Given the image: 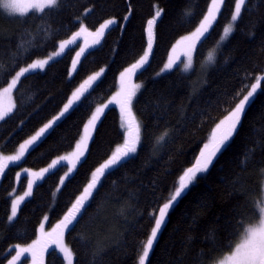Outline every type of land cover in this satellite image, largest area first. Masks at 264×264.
<instances>
[{
    "label": "trees",
    "instance_id": "1",
    "mask_svg": "<svg viewBox=\"0 0 264 264\" xmlns=\"http://www.w3.org/2000/svg\"><path fill=\"white\" fill-rule=\"evenodd\" d=\"M210 3L211 0H61L59 7L42 14L31 11L7 16L0 10V92L19 67L58 51L60 42L80 33L56 62L17 83L15 107L0 121V154L15 155L19 144L57 116L89 76L105 70L98 81L86 86L87 91L76 102L80 106L70 110L34 151L2 173L0 264H8L16 255L13 249L17 245L28 247L48 234L54 240V229L83 194L91 173L123 144L120 107L109 105L85 156L64 185L60 186V179L68 167L58 166L55 174L46 173L33 185L31 197L21 203L14 222L7 221L12 199L27 191L23 169L38 172L75 149L94 110L118 88L119 75L147 49L148 20L162 9L153 26L149 63L134 76L142 86L133 109L142 125L138 151L122 166L106 172L98 190L86 202L83 215L65 229L66 242L63 238L74 254V264H138L154 226L150 213L158 212L178 186L179 177L195 164L214 126L245 94L242 89L264 74V0H247L235 31L217 49L214 62H208V54L217 45L234 10V0H225L210 35L206 34L207 39L203 37V43L197 45L192 71L186 73L179 65L157 75L171 48L196 29ZM186 11L192 16H185ZM110 18L116 23L105 30L97 46L85 53L70 78L77 51L95 44L88 46V40H96L94 34ZM238 92L241 96L236 95ZM165 132L164 139L157 142ZM262 169L264 81L231 141L214 158L208 172L170 209L146 264H215L230 253L249 222H258L257 204L264 199ZM17 173L21 174L19 179ZM46 217L42 232L40 225ZM45 256V264H65L55 243L47 245L41 264ZM30 259L25 253L17 264H28Z\"/></svg>",
    "mask_w": 264,
    "mask_h": 264
},
{
    "label": "snow or ice",
    "instance_id": "2",
    "mask_svg": "<svg viewBox=\"0 0 264 264\" xmlns=\"http://www.w3.org/2000/svg\"><path fill=\"white\" fill-rule=\"evenodd\" d=\"M225 0H211L210 6L207 9V14L203 16L202 20L199 21V26L196 27L192 35L184 37L185 41H190L187 45V51L185 53L187 57V62L183 63L182 71L188 72L193 67V52L196 48V42L201 40V37L207 39L206 34L210 35V29H212L214 22L217 20L218 14L224 5ZM247 0H234V10L230 17V22L223 28L222 35L218 41V45L226 41L231 34L235 31V24L242 15V11L245 10ZM61 5V0H32V3L28 7L35 9L39 13H44L48 9H56ZM0 10L7 16H13L14 14L23 15L25 9L21 8L19 0H0ZM162 9H157L155 15L152 19L148 20L147 27V49L140 56L139 60L134 63L131 68L122 72L121 80L123 82L126 75H131L135 70H144L149 63V58L153 47V26L156 24L157 19L161 16ZM185 16L191 17L192 13L186 11ZM127 17H125V20ZM191 22V20H189ZM116 23L114 18L106 20L100 25L97 32L94 34L97 39L94 43H100V37H103L105 30L109 29L111 25ZM81 31L85 29L81 28ZM80 33H76L70 40H64L59 43V50L53 51L46 58H37L31 63H27L26 66L19 67L18 71H15V76L12 78L11 83L7 88L4 89L5 93H10L13 89L17 87V83L21 81L22 78H27L35 73L36 70H44L46 65L50 62H56L58 58L65 53L66 49H70V46L74 45L75 37L79 36ZM27 51V50H25ZM85 50L80 49L76 53V57L72 61V69L69 72V77H72V73L77 71V65L80 61V57L84 55ZM209 63L214 62V58L209 56ZM175 61L170 58L169 62L164 65L163 71L171 70ZM104 69L96 72L95 75L89 76L87 80L84 81L73 93L72 98L68 100L63 106V110L54 116L51 120L45 123L38 131L35 132L30 138L19 144V150L15 155L10 156H0V174H2L5 169L9 168L10 165H15L21 162L25 158L26 153L34 151L35 147L39 146V143L43 142L46 135L50 133V130L54 129L62 118L70 112V110H75L76 107L80 106L76 102L81 100V96L87 91L86 86H91L92 82L98 81V79L104 73ZM162 73H157L160 75ZM262 81H264V74L257 75L254 78V82L250 86H245L242 89V98H239L235 106L231 108L228 115L225 116L218 124H216L215 129L212 132L211 138L208 143H205L201 149L195 164L192 167L187 168L183 174L179 177L178 186L175 187L174 191L170 194L169 198L162 206H159L158 212L150 213L154 220V226L151 227L150 235L148 236L146 242L143 244L142 252L139 254L138 264H146L149 258L150 252L154 247V243L157 241L158 234L160 233L162 226L166 222V218L170 209L173 207L178 198L181 197L182 193L196 180L198 174L206 172L210 165H212L214 158L217 154L221 152L222 148L227 144V142L233 137L238 126L241 124L242 118L246 112L247 107L252 103L258 90L262 87ZM141 87L137 85L136 88ZM136 95L135 91H129L127 93H118L120 96L119 100L122 124L121 127L123 131V144L117 147L111 156L99 167L91 173V180L84 188V192L80 195L75 202L72 204L71 208L68 210L67 214L61 220L60 224L57 225L56 238L52 240L59 247L60 252L64 254V259L67 264H73V252L70 248L64 246L63 237L65 229H69L70 226L74 225V222L78 221V218L83 215L85 210L86 202L89 198L93 196V192L98 190V185L101 183V178L105 176L106 172L110 171L114 167L122 166L124 162L130 159L137 153L138 145L141 140V127L136 120V117L132 112V101L133 97ZM241 96V92L236 94ZM111 103V102H110ZM15 105H9L7 107L0 106V121H4L6 117L12 112ZM108 107L105 105V108ZM104 108H96L95 112L92 113L91 118L88 120L87 124L84 126L83 135L79 143L76 144V151H74L71 156H62L57 160H53L52 163L47 167L43 168L38 172H32L29 169H24L27 178V191L23 195H18L11 201V212L7 216V221L11 224L17 218L18 210L21 207V203L25 201L26 197H31L33 185L36 184L38 180H42L45 174H55V171L60 167H68V172L65 173L60 179V184L64 185L65 178L70 177L73 169L76 168L77 164L81 162V158L85 156L88 150L89 141L92 139L93 131L96 128L97 121H99ZM167 135L165 132L163 135L158 137L157 142H160ZM3 151V149H0ZM66 161L67 164H62ZM264 171V169H262ZM20 173H17V179L20 178ZM60 189H57L59 192ZM55 195V193H54ZM258 222H249V225L243 230V238L235 246L234 251L227 257H225L220 264H264V199H261L258 204ZM43 224L40 225L41 231L43 232ZM58 230V231H57ZM51 236V234H48ZM40 241H34L33 244L28 247L16 246V255L8 262V264H17V261L25 254L31 253L33 264H37V245ZM47 247V244L44 245ZM43 250V249H41Z\"/></svg>",
    "mask_w": 264,
    "mask_h": 264
},
{
    "label": "rangeland",
    "instance_id": "3",
    "mask_svg": "<svg viewBox=\"0 0 264 264\" xmlns=\"http://www.w3.org/2000/svg\"><path fill=\"white\" fill-rule=\"evenodd\" d=\"M32 3V0H19V4H20V6H21V8H23V9H25V12H24V14L23 15H25V14H27V13H29V12H31V11H36L35 9H32V8H30V7H28V5H30ZM207 14V13H206ZM22 16L21 14H19V13H17V14H14L13 16ZM199 26V25H198ZM197 26V27H198ZM195 31V30H194ZM194 31H192L191 33H189V34H187V35H185V36H183V37H181L175 44H174V46L171 48V51H170V54H169V57H168V59H167V61H166V63L165 64H167L168 62H169V59L170 58H172L174 61H175V63L173 64V68L171 69V70H173L175 67H177V66H181V68L183 69V63H186L187 62V57H186V55H185V53H186V51H187V45L190 43V41H185L184 40V37H186V36H191L192 35V33L194 32ZM102 38L103 37H101L100 38V42H101V40H102ZM202 38L203 37H201V40H202ZM94 39L93 38H90L89 40H88V46L89 45H92L93 43H94ZM199 42L200 41H197L196 42V48H197V45L199 44ZM225 42V41H224ZM223 42V43H224ZM222 43V44H223ZM222 44H219L218 45V43H217V45L209 52V54H208V58H209V56H211V57H214V54H216V51H217V49L222 45ZM98 44H93L92 46H90V47H81V48H83L84 50H85V52H84V55H85V53L88 51V50H90L91 48H93V47H95V46H97ZM80 48V49H81ZM196 48H195V50H194V52H193V66H194V60H195V52H196ZM80 49L77 51V52H79L80 51ZM83 55V56H84ZM83 56H81L80 57V61H79V63H78V65H77V68H78V66H79V64H80V62H81V60H82V58H83ZM47 57V56H46ZM46 57H44V58H46ZM75 57H76V55H75ZM74 57V58H75ZM164 64V65H165ZM131 68V67H130ZM71 69H72V66H71ZM164 69V66L162 67V69L159 71V73H165V72H168V71H171V70H167V71H163L162 72V70ZM192 69H193V67H192ZM192 69L191 70H189L188 72H186V73H189V72H191L192 71ZM137 70H139V69H137ZM137 70H135L134 71V73H132L130 76L129 75H126L125 76V78H124V80H123V82H122V80H121V75H119V78H118V88L116 89V91L112 94V96L108 99V101L105 103V104H103V105H100V106H98L97 108H104V110L107 108H105V105H107V106H109V105H118L119 107H120V104H119V100L121 99V97L120 96H117V94L118 93H127V92H129V91H135L136 92V95L133 97V101H132V112H133V115L136 117V115H135V113H134V111H133V109H134V101H135V99H136V97H137V95L139 94V92L141 91V88H142V86L141 87H139L140 88V91H139V88H136V86L137 85H141L140 83H138L136 80H135V72H137ZM71 71V70H70ZM123 72H125V71H123ZM73 74V73H72ZM11 83V82H10ZM9 83V84H10ZM8 84V85H9ZM8 85L6 86V87H4L3 89H2V91L0 92V106H2V107H7V106H9V105H15L14 103H15V100H14V90L15 89H13L10 93H5V91H4V89L5 88H7L8 87ZM111 102V103H110ZM120 109V108H119ZM96 110V109H95ZM95 110H94V112H95ZM121 111V110H120ZM104 112V111H103ZM103 114V113H102ZM102 114H101V116H102ZM228 115V114H227ZM226 115V116H227ZM101 116H100V118H101ZM91 118V117H90ZM89 118V119H90ZM225 117H223L221 120H223ZM88 119V120H89ZM136 120H137V122L139 123V125H140V127H141V140H142V125H141V122H140V120L139 119H137V117H136ZM220 120V121H221ZM219 121V122H220ZM88 122V121H87ZM87 122H86V124H87ZM121 122H122V118H121ZM218 122V123H219ZM217 123V124H218ZM85 124V125H86ZM97 124H98V121H97ZM97 124H96V126H97ZM215 127H216V125L214 126V128H213V130L215 129ZM213 130H212V132H213ZM83 131H84V129H83ZM94 131H95V129H94ZM94 131H93V134H94ZM212 132H211V134H210V137H209V139H208V142H209V140H210V138H211V135H212ZM82 135H83V133H82ZM81 135V136H82ZM93 136V135H92ZM80 139H81V137H80ZM80 139L78 140V142L77 143H79V141H80ZM232 139V138H231ZM231 139L227 142V144L231 141ZM141 140H140V144H141ZM90 142V141H89ZM207 142V143H208ZM140 144L138 145V148H139V146H140ZM226 144V145H227ZM225 145V146H226ZM88 146H89V144H88ZM74 151H76V146H75V149L73 150V151H71V152H69V153H67L66 155H64V156H71V154L74 152ZM137 151H138V149H137ZM86 154V153H85ZM0 156H10V155H3V154H0ZM83 159V157L81 158V160ZM63 162H66V161H63ZM79 164V163H78ZM78 164H77V166H78ZM77 166H76V168H77ZM210 167H211V165H210ZM209 167V168H210ZM76 168L75 169H73V171H72V173L76 170ZM24 170V169H23ZM209 170V169H208ZM208 170L206 171V172H204V173H200V174H198V176H197V178H196V180L189 186V188H191L196 182H197V180H198V178L200 177V176H202V175H204V174H206L207 172H208ZM36 172V171H35ZM67 172H68V170H67ZM71 173V174H72ZM70 174V175H71ZM65 175V174H64ZM63 175V176H64ZM1 176H2V174H0V178H1ZM67 178H65V180H66ZM60 186H62L61 184H60ZM188 188V189H189ZM188 189H186V190H188ZM185 190V191H186ZM47 221H48V217H46L45 219H44V221H43V223L42 224H44V226H46V224H47ZM49 237L50 236H48L47 235V238H46V236H41L37 241H40V244H38L37 245V255H36V262H37V264H41L42 262H41V260L43 259V256H44V251H45V247H44V245L45 244H50V243H52L51 241L52 240H50L49 239ZM64 242H66V240H65V231H64ZM242 238H243V236L241 237V240H242ZM240 240V241H241ZM240 241L238 242V243H240ZM64 244V243H63ZM67 244V243H66ZM64 246H66L65 244H64ZM56 247H57V245H56ZM67 247V246H66ZM41 249H43V250H41ZM57 249H58V251L60 252V249L57 247ZM234 249H235V247H234ZM234 249L232 250V251H234ZM231 251V252H232ZM231 252L230 253H228L227 255H225L223 258H221L219 261H217L215 264H220V262L225 258V257H227V256H229L230 254H231ZM60 254L64 257V255L60 252ZM29 255H30V257H31V259L29 260V263L28 264H33V259H32V254L31 253H29ZM39 256V257H38ZM45 262H46V256L44 257V260H43V264H45ZM17 263H18V261H17ZM65 264H67V261L65 260ZM74 264V263H73Z\"/></svg>",
    "mask_w": 264,
    "mask_h": 264
}]
</instances>
